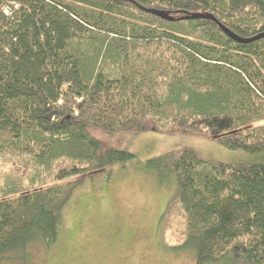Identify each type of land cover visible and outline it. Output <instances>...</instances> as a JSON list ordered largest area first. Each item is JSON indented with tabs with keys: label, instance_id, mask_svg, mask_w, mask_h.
I'll use <instances>...</instances> for the list:
<instances>
[{
	"label": "trees",
	"instance_id": "1",
	"mask_svg": "<svg viewBox=\"0 0 264 264\" xmlns=\"http://www.w3.org/2000/svg\"><path fill=\"white\" fill-rule=\"evenodd\" d=\"M145 9L217 22H168ZM104 14L134 21L133 32L99 25ZM217 23L243 40L262 34L264 0H0V165L10 164L0 182V264L9 254L26 264L29 246L53 245L85 179L134 158L103 147L90 128L141 133L149 124L245 155L222 162L182 147L145 162L176 188L168 210L177 208L183 228L166 248L191 252L194 264H264V37L238 42ZM91 31L134 38L157 68L118 77L104 63L117 49Z\"/></svg>",
	"mask_w": 264,
	"mask_h": 264
},
{
	"label": "rangeland",
	"instance_id": "2",
	"mask_svg": "<svg viewBox=\"0 0 264 264\" xmlns=\"http://www.w3.org/2000/svg\"><path fill=\"white\" fill-rule=\"evenodd\" d=\"M103 17L107 21L99 25L104 28H120L118 24H121L122 32H133L130 26L134 21L114 15L104 14ZM88 37L99 38L106 46L112 44L117 49L118 71L111 63L116 55H106L104 63L113 74L117 72L118 77L123 75L134 81L142 75L147 77L157 68L155 57H139L138 54H142L140 44L132 37L128 41L115 40L99 31L88 32ZM92 54H88V60ZM98 62L89 70L92 75L100 71L101 62ZM147 127L141 133L116 134L89 129L103 147L126 149L134 158L86 178L64 209L56 242L50 246L41 242L29 246L26 250L29 255H26L27 260L24 259L26 264H194L191 252H173L166 248V240L173 242L177 237L175 232L179 234L183 228L180 214H174L177 208L168 210L169 204L176 202L174 182L169 180L159 184L155 175L143 165L153 157L182 147H191L208 159L222 162L241 160L245 155L195 133L156 132L150 124ZM9 166V162L0 165V182ZM160 229L167 230L165 239ZM11 256L15 255H7L3 263L21 264Z\"/></svg>",
	"mask_w": 264,
	"mask_h": 264
},
{
	"label": "water",
	"instance_id": "3",
	"mask_svg": "<svg viewBox=\"0 0 264 264\" xmlns=\"http://www.w3.org/2000/svg\"><path fill=\"white\" fill-rule=\"evenodd\" d=\"M146 12L162 19V20H165V21H168V22H172V21H176V20H180V19H209V20H212V21H215V18L211 15H203V14H194V15H190V16H187L185 18H174L173 16H171L170 14L168 13H163V12H160L158 10H150V9H145ZM219 25V27L223 30V32L228 35L231 39L235 40V41H238V42H242V43H245V42H249V41H252V40H257L259 38H262L264 37V33L262 34H258L257 36L251 38V39H248V40H243L241 38H239L238 36L234 35L233 33H231L227 28H225L223 25H221L220 23H217Z\"/></svg>",
	"mask_w": 264,
	"mask_h": 264
}]
</instances>
